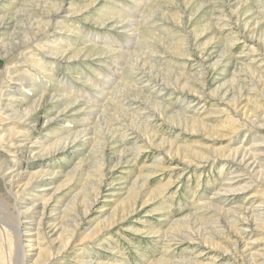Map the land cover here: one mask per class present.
<instances>
[{
  "label": "rangeland",
  "instance_id": "374dc122",
  "mask_svg": "<svg viewBox=\"0 0 264 264\" xmlns=\"http://www.w3.org/2000/svg\"><path fill=\"white\" fill-rule=\"evenodd\" d=\"M0 106V220L36 179L26 264H264V177L240 162L264 168V0H0Z\"/></svg>",
  "mask_w": 264,
  "mask_h": 264
},
{
  "label": "bare ground",
  "instance_id": "6f19581e",
  "mask_svg": "<svg viewBox=\"0 0 264 264\" xmlns=\"http://www.w3.org/2000/svg\"><path fill=\"white\" fill-rule=\"evenodd\" d=\"M135 2V1H134ZM138 3V2H137ZM137 3H136V6H135V8L133 9V10H131V11H134L135 13L137 12V10L139 11V9H142V7H141V2L140 3H138V5H137ZM143 3V2H142ZM70 4H72V3H70ZM69 4V5H70ZM144 4H146V3H144ZM62 6L60 5V7L59 8H61ZM58 10H60V9H58ZM55 11V10H54ZM127 12H129V11H127ZM146 14V13H145ZM73 15V14H72ZM71 14L70 15H67V17H70V16H72ZM128 15V14H127ZM127 15H126V17H127ZM130 15H131V13H130ZM135 15V14H134ZM140 16V15H139ZM122 17V16H121ZM131 17V16H130ZM144 17V16H143ZM71 18V17H70ZM114 18V17H113ZM144 19V18H143ZM142 19V20H143ZM146 19V18H145ZM116 20V19H115ZM138 20H137V18H136V16H133V17H131V18H128L127 20H126V22H124V23H122V25H125L126 27H128L130 30H131V32H132V36L133 37H136L137 36V34L139 33V30H140V24L137 22ZM144 22V23H143ZM50 23H51V21H48L47 22V25H49L50 26ZM106 23V22H105ZM145 25L146 24V22L145 21H142V25ZM45 29H47V26H46V28ZM140 37V36H139ZM138 37V38H139ZM23 43H28V42H25V40L24 41H22ZM47 43V42H46ZM45 42H44V44H46ZM56 46V45H55ZM130 46H132V44L131 45H129V47ZM43 47V46H42ZM124 47V46H123ZM55 48H57V47H55ZM51 49H53V48H51ZM49 52V51H48ZM63 54H52L51 56H52V58L55 56V58H57L59 55H61V56H63V58H65V54H66V51H64V52H62ZM126 54H127V51L126 52H120L119 54H117L116 55V57H112L113 59H117V62L118 63H125V61H126ZM51 56H49V57H47L46 56V58L48 59V58H50V59H48V60H51ZM54 58V59H55ZM126 66V65H125ZM140 67V66H139ZM143 67V66H142ZM145 69V68H144ZM142 73H143V78L145 79L146 78V81L147 82H149V84H153V83H155L156 85H159L160 86V89L161 90H165V89H167V87H169L168 86V83L167 82H161V81H159L158 80V78L156 77H152V76H149V75H146V72H143L142 71ZM141 73V74H142ZM148 73V72H147ZM133 74H134V72H133ZM150 74V73H149ZM83 75V74H82ZM115 75H117V74H115ZM155 75V74H154ZM118 77V76H117ZM124 77V76H123ZM116 78V77H115ZM140 78V77H139ZM27 79H29V78H26L25 76H23V78L21 79L20 78V80H22L24 83H26V81H27ZM112 79L110 78V81H111ZM33 81H35V80H33ZM145 81V80H144ZM159 81V82H158ZM22 82V83H23ZM110 83V82H109ZM127 85V84H126ZM148 85V84H147ZM128 87H130V88H132L131 87V85H129ZM127 87V88H128ZM129 88V89H130ZM131 90V89H130ZM0 108H1V106H0ZM167 108V107H166ZM109 109V108H108ZM125 112V111H124ZM105 113V112H104ZM108 116V115H107ZM104 117H106V116H104ZM115 117H118L119 118V116L117 115V116H115ZM178 115L177 114H175V115H173L171 118H173L174 119V121L175 122H178L179 120H178ZM107 119V118H106ZM116 119V118H115ZM99 120V119H98ZM101 120V119H100ZM108 120L109 121H111V123L112 122H114L115 120L112 118V115H111V117H108V119H107V122H108ZM117 120V119H116ZM120 120V119H119ZM185 120V119H184ZM110 123V122H109ZM181 124V123H180ZM116 126V125H115ZM109 128H111V127H109ZM91 130H93V129H91ZM90 132V131H89ZM81 135L79 136V137H76V138H79L80 140H86V141H89V140H91V139H93V138H91V136L89 135V133H88V131H83L82 133H80ZM93 134V133H92ZM137 137V136H136ZM22 146V145H21ZM169 149V148H168ZM57 151V150H56ZM55 151V152H56ZM168 151V150H167ZM169 153V152H168ZM253 156H256V155H253ZM252 155H249V154H244L243 155V157L240 159V162L241 163H243V165L245 166L244 168H246L247 169V172H248V174H259L258 176H259V178H263L264 177V168H262L261 170H259V172L257 171V169H256V167L258 166V165H260V164H255V162H254V159H256V157H253ZM257 158H258V156H257ZM259 160H260V158H258ZM257 160V159H256ZM260 163V162H259ZM252 166H253V168H252ZM260 166H263V165H260ZM259 167V166H258ZM257 167V168H258ZM7 169H9V168H7ZM6 169V170H7ZM260 169V168H259ZM16 169H10L9 171H7V172H3L1 175L4 177V179H8L9 181H10V184H12L13 182H14V180H15V178H20L21 177V172H18V173H16ZM256 171V172H255ZM15 173V174H13V175H8L9 173ZM41 172V171H40ZM48 172V171H47ZM50 173V172H49ZM234 173H235V175L233 176L234 178H232V179H229L228 180V184H227V188L225 189V192H230V191H236V190H239L240 188H239V185H241V181H243V179L241 178L242 176H243V174L240 172V171H238L237 169L234 171ZM23 174V173H22ZM45 175H47V174H45ZM44 175V176H45ZM25 176V175H24ZM32 176V175H31ZM33 177V176H32ZM237 178V179H236ZM18 179H17V181H18ZM36 179H34V178H31L30 180H28V182L27 183H25L24 185H22L21 183V185H22V187L19 189V191H18V194H12V196L14 197L13 199H14V206H15V210H16V212L17 213H15V212H13L12 211V215H13V217L14 218H12V221L10 222V221H8V220H0V223H2L3 224V226L5 227V229H7L8 231H11L12 232V234L14 235V240H15V242L14 243H16V247H15V253H16V258H15V261H14V264H26V261H27V252H26V247H27V245H26V242L24 241V237L28 234V232H27V230H24V228H23V225L25 224V223H28V222H31V220L30 221H25V220H22L24 217H23V214H26V213H23V211H21V210H19V207L21 206V204H22V202L21 201H23V198H21V193L23 192L24 193V190L27 188V186H30L31 184H33V182L35 181ZM38 181V180H37ZM44 182V181H43ZM250 182H252V181H250ZM41 183V182H40ZM100 183H102L101 181H100ZM99 183V184H100ZM19 184V183H18ZM255 184H256V182H255ZM43 185V184H42ZM251 186H253V185H250L249 184V181L248 182H245V187L244 188H246V187H251ZM32 187V186H31ZM219 189V188H218ZM222 189V188H221ZM248 190V189H247ZM219 191H220V189H219ZM223 191V190H222ZM221 192V191H220ZM26 194V193H25ZM70 205V204H69ZM71 206V205H70ZM76 206V205H75ZM263 206V205H262ZM69 207V206H68ZM258 207V206H257ZM260 207V206H259ZM46 208V205L44 206V209ZM261 208V207H260ZM221 209V208H220ZM70 210V209H69ZM257 210V209H256ZM261 210V209H260ZM258 212V211H257ZM260 213H262V214H264V207H263V210H262V212H260ZM85 214V213H84ZM25 218H28V217H25ZM67 225V224H66ZM65 225V226H66ZM69 225V224H68ZM76 225V224H75ZM252 225L251 224H245L244 226H243V228L244 229H249L250 227H251ZM3 227V228H4ZM67 228V229H66ZM66 228H62L63 230H62V234L63 235H65L64 237H65V242H64V244H66V246L69 244V242H70V240H71V238H72V233H71V235H68V236H66V233L68 232V233H70L71 231H68V230H71V228H68V227H66ZM72 231H73V229H72ZM67 233V234H68ZM93 234H95V233H93ZM179 234V236H184V238L188 241V240H192V241H194L193 240V238L192 237H190V236H188L187 234H185V232L184 233H178ZM67 238V239H66ZM64 240V239H63ZM63 244V245H64ZM182 263H185V261H182ZM211 264V263H210ZM215 264V263H214Z\"/></svg>",
  "mask_w": 264,
  "mask_h": 264
}]
</instances>
